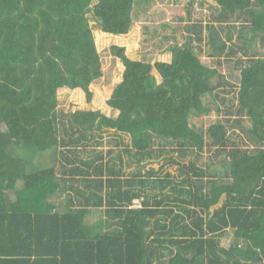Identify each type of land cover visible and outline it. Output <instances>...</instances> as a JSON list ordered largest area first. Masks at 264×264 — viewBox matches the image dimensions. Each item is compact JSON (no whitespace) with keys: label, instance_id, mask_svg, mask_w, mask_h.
<instances>
[{"label":"trees","instance_id":"16d2710c","mask_svg":"<svg viewBox=\"0 0 264 264\" xmlns=\"http://www.w3.org/2000/svg\"><path fill=\"white\" fill-rule=\"evenodd\" d=\"M92 1L0 0V264H264V0H216L218 63L247 57L235 84L191 45L131 57L138 0ZM99 45L121 70L107 98ZM227 85L256 146L212 173L200 155L229 147L228 120L191 117Z\"/></svg>","mask_w":264,"mask_h":264},{"label":"rangeland","instance_id":"374dc122","mask_svg":"<svg viewBox=\"0 0 264 264\" xmlns=\"http://www.w3.org/2000/svg\"><path fill=\"white\" fill-rule=\"evenodd\" d=\"M97 2L98 0H93L92 5ZM221 11L222 7L216 0H138L134 5L133 28L127 36H134V42L129 45L132 47L129 55L137 59L155 61L158 59L159 53L175 44L191 45L193 51L197 52L204 62L209 63L211 66L220 67L226 73L227 79L235 84L237 82L236 76L240 74L242 65L246 64L247 57H245L243 49L239 48V50H242L239 52V56L226 60L222 58L223 64L218 63L220 57L216 54L217 51L213 49L211 35L214 25L223 38L226 37L225 29L222 28L220 20L217 18ZM89 17L92 28L97 29L99 26L97 19L92 13ZM210 25L212 29H210ZM104 42L107 43L109 40L104 39ZM120 45H123V42ZM99 47L103 75L96 80L94 87L104 94V98H107L121 70L116 57L108 49L109 45L107 47L99 45ZM255 50L264 55V46L259 42H257ZM243 57L244 59L240 60ZM231 71L232 73H230ZM226 90V92H223L225 91L223 90L220 93L221 95L217 98V102L212 105V111L208 115H192L191 117V122L204 131L217 120H223L224 122L228 120L226 123L231 137L229 147L221 153H216L219 149L210 145V140L207 138L208 144L200 155L199 163L212 173L222 170V159L228 155L227 150L229 148L235 145L253 150L256 146V142L251 140L252 138L241 128V124L246 127L250 126V120L248 117H238L239 115L235 113L238 110L236 88L227 85ZM71 96V90L61 94L59 105L65 107L71 105ZM224 97L227 98L226 101L222 99ZM236 120L240 121L237 122ZM170 146H176V144L173 143ZM39 162L43 164V162L37 161V163ZM135 169L134 163L128 166L129 172ZM233 236L234 234H232L230 240H227V244L231 241L234 242ZM161 247L164 250V245Z\"/></svg>","mask_w":264,"mask_h":264},{"label":"crops","instance_id":"0c3cea01","mask_svg":"<svg viewBox=\"0 0 264 264\" xmlns=\"http://www.w3.org/2000/svg\"><path fill=\"white\" fill-rule=\"evenodd\" d=\"M242 59H244V57L242 58ZM241 59V60H242ZM245 64V63H244ZM243 66V65H242ZM138 203H139V201H137ZM139 205V204H138ZM232 232H227L226 234H225V236H223V240H222V244L223 245H226L227 244V240L229 239L230 240V238H231V236H232ZM233 239H234V236H233ZM233 241H231V243H232ZM231 243L229 242L226 246H230L231 245Z\"/></svg>","mask_w":264,"mask_h":264}]
</instances>
